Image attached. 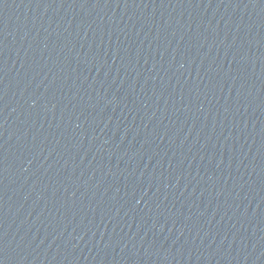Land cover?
<instances>
[{"label": "water", "instance_id": "95a60500", "mask_svg": "<svg viewBox=\"0 0 264 264\" xmlns=\"http://www.w3.org/2000/svg\"><path fill=\"white\" fill-rule=\"evenodd\" d=\"M0 264H264V0H0Z\"/></svg>", "mask_w": 264, "mask_h": 264}]
</instances>
